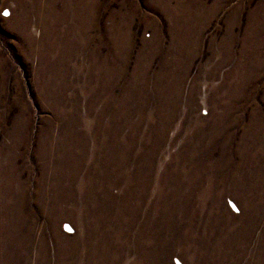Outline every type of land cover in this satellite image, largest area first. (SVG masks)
I'll return each mask as SVG.
<instances>
[{
    "label": "rangeland",
    "instance_id": "rangeland-1",
    "mask_svg": "<svg viewBox=\"0 0 264 264\" xmlns=\"http://www.w3.org/2000/svg\"><path fill=\"white\" fill-rule=\"evenodd\" d=\"M0 264H264V0H0Z\"/></svg>",
    "mask_w": 264,
    "mask_h": 264
},
{
    "label": "snow or ice",
    "instance_id": "snow-or-ice-1",
    "mask_svg": "<svg viewBox=\"0 0 264 264\" xmlns=\"http://www.w3.org/2000/svg\"><path fill=\"white\" fill-rule=\"evenodd\" d=\"M5 15H7V13H5Z\"/></svg>",
    "mask_w": 264,
    "mask_h": 264
}]
</instances>
